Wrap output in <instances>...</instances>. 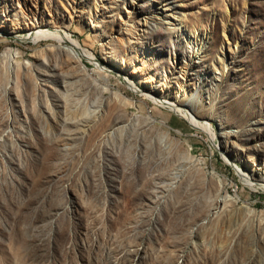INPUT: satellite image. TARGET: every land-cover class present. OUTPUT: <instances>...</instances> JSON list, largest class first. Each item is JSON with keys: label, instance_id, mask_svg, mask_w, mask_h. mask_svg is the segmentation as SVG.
<instances>
[{"label": "rangeland", "instance_id": "rangeland-1", "mask_svg": "<svg viewBox=\"0 0 264 264\" xmlns=\"http://www.w3.org/2000/svg\"><path fill=\"white\" fill-rule=\"evenodd\" d=\"M263 183L264 0H0V264H264Z\"/></svg>", "mask_w": 264, "mask_h": 264}, {"label": "bare ground", "instance_id": "bare-ground-1", "mask_svg": "<svg viewBox=\"0 0 264 264\" xmlns=\"http://www.w3.org/2000/svg\"><path fill=\"white\" fill-rule=\"evenodd\" d=\"M34 35H35L36 40L38 38L58 39L60 41L70 42L76 48H79V43H77L76 41H73L72 39L70 40V38L68 37V35L60 33L57 29H50V28H45V27H38L35 31H33L30 34V37L32 38V37H34ZM71 52L75 55V57H78V54H77V52L74 49H72ZM86 57H89V58L92 59V55H90L89 53L86 54ZM129 86H130V88L133 91H136V88L133 86V84H130ZM147 96L152 101H154L156 104H158V105H161V106L170 108L173 111L185 112L186 118L189 120L190 124L193 127L205 129V130H207V132H209L210 135H213V132H212V129H211V126H210L209 122H204V123L199 122L198 119L191 112L190 108H188V107H180V106H178V105H176L174 103H171L167 99H159L158 97H155L153 95H147ZM239 173H240L241 178L245 179L250 185H253V183H251L252 182V179L248 175L242 173L241 171H239ZM220 185L222 187V184H220ZM261 185L264 186V183L261 184ZM250 187H252V186H250ZM220 199H221V201L228 200L230 202H235V203L237 202V200L234 197H232V196L220 197ZM89 235H90V233H89ZM100 242H101V239H100L99 236H97V242L96 243L99 244ZM90 247H92L91 246V243L90 242H87V247L81 250L82 254H84V255L88 254L89 251H90ZM101 253H102V250L99 251L98 254L96 255V257L94 259L95 260V264H99V263H101V262H103V261H105L107 259L105 256H102ZM69 259L71 261L70 264H75L72 253H70ZM92 264H94V263H92Z\"/></svg>", "mask_w": 264, "mask_h": 264}]
</instances>
